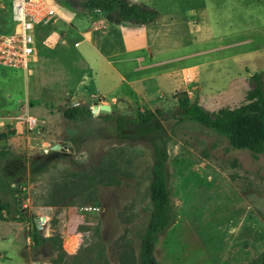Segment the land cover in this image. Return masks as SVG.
Masks as SVG:
<instances>
[{"label": "rangeland", "instance_id": "1", "mask_svg": "<svg viewBox=\"0 0 264 264\" xmlns=\"http://www.w3.org/2000/svg\"><path fill=\"white\" fill-rule=\"evenodd\" d=\"M71 1L75 9L51 0L57 11H80L83 0ZM210 3L217 10L215 30L264 23V0ZM13 27L11 0H0V35ZM60 27L57 22L39 29V58L29 71L0 66V108L8 105L7 94L22 98L19 115L0 119V135H6L0 136V149L15 156L0 160V177L9 184L0 190V264H138L151 209L154 145L152 138H133L132 131L102 117L136 118L155 110L168 118H158L159 133L171 138L168 188L176 207V220L156 248L158 263L247 264L255 259L264 250V155L234 151L215 132L177 121L173 96L145 105L123 101L109 114H92L84 122L62 117L63 109L81 103L69 93L72 87L55 89L44 82L26 98V83L42 61L44 42ZM250 89L246 80L233 99L204 105L211 112L237 108L247 103ZM96 100L84 99L91 110L100 105ZM28 117L36 120L31 130ZM33 226L45 239L38 249Z\"/></svg>", "mask_w": 264, "mask_h": 264}, {"label": "crops", "instance_id": "2", "mask_svg": "<svg viewBox=\"0 0 264 264\" xmlns=\"http://www.w3.org/2000/svg\"><path fill=\"white\" fill-rule=\"evenodd\" d=\"M133 2L157 12V20L115 24L102 14L58 9L63 27L47 36L42 61L26 83V98L46 82L55 89L72 87L69 93L79 105L91 98L116 110L123 101L145 105L186 92L209 110L205 102L233 99L250 75L264 73V23L215 30L217 10L209 7L214 0ZM220 5L225 8L224 1ZM7 99L8 105L0 108L3 120L19 115L22 103L10 94Z\"/></svg>", "mask_w": 264, "mask_h": 264}, {"label": "trees", "instance_id": "3", "mask_svg": "<svg viewBox=\"0 0 264 264\" xmlns=\"http://www.w3.org/2000/svg\"><path fill=\"white\" fill-rule=\"evenodd\" d=\"M63 1L72 9L77 6L70 0ZM80 9L94 14L103 12L106 20L115 24L131 22L145 25L158 18L157 12L136 4L133 0H83L80 3ZM248 81L251 89L246 96V104L233 109H219L215 112L206 110L196 100L191 101L186 92H176L173 99L177 112L173 117L177 121L194 122L215 132L225 138L229 147L234 151L248 152L254 156L264 155V73H253ZM61 113L63 119L67 121L84 122L93 116L88 105L79 104L66 107ZM159 117L168 120L161 110L146 111L138 114L136 118L114 117L113 114L102 117L104 120L115 122L121 130L132 131L133 138H152L154 145V158L148 187L151 209L140 239L138 264H159L155 256L157 245L176 220V207L168 188L167 173L168 143L171 138L167 134L159 133L161 131ZM0 136L5 138L6 135ZM14 157L9 149H0V160ZM7 187L9 184L0 177V190ZM32 229L34 247L38 249L45 239L37 231L36 226ZM247 264H264V250Z\"/></svg>", "mask_w": 264, "mask_h": 264}, {"label": "built area", "instance_id": "4", "mask_svg": "<svg viewBox=\"0 0 264 264\" xmlns=\"http://www.w3.org/2000/svg\"><path fill=\"white\" fill-rule=\"evenodd\" d=\"M13 29L0 35V66L27 72L38 56V31L60 18L51 0H11ZM28 129L36 120L27 119Z\"/></svg>", "mask_w": 264, "mask_h": 264}, {"label": "water", "instance_id": "5", "mask_svg": "<svg viewBox=\"0 0 264 264\" xmlns=\"http://www.w3.org/2000/svg\"><path fill=\"white\" fill-rule=\"evenodd\" d=\"M104 15V13H101ZM111 111V108L109 105H94L92 107V114L94 116H97V114L102 113V114H109ZM58 147H53L52 149H57Z\"/></svg>", "mask_w": 264, "mask_h": 264}]
</instances>
